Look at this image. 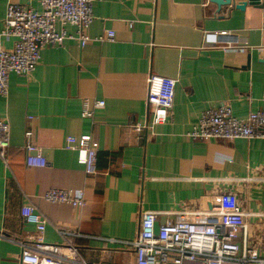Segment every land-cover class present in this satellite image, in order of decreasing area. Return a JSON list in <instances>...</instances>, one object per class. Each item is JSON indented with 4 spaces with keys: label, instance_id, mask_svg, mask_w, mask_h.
Segmentation results:
<instances>
[{
    "label": "crops",
    "instance_id": "obj_1",
    "mask_svg": "<svg viewBox=\"0 0 264 264\" xmlns=\"http://www.w3.org/2000/svg\"><path fill=\"white\" fill-rule=\"evenodd\" d=\"M10 4L41 9L32 0H0V32ZM262 4L218 13L210 0H94L87 45L69 39L47 47L33 75L10 74L9 94L0 96V119L11 130L8 164L0 158V233L7 238L0 239V264H19L38 236L21 216L24 206L47 220L46 244L76 247L88 264H136L131 243L143 213L157 214L158 228L226 193L236 194L249 214L242 251L264 258V139L188 137L201 115L223 102L241 119L264 112ZM108 31L113 41L104 39ZM206 31L232 33L235 48L204 47ZM1 44L11 49L14 40ZM150 74L178 80L174 106L166 123L138 132L135 126L151 117ZM86 100L105 106L85 119ZM28 131L48 162L44 168L26 166ZM84 135L100 146L92 175L66 148L68 137ZM51 189L82 191L86 204L49 203Z\"/></svg>",
    "mask_w": 264,
    "mask_h": 264
},
{
    "label": "built area",
    "instance_id": "obj_2",
    "mask_svg": "<svg viewBox=\"0 0 264 264\" xmlns=\"http://www.w3.org/2000/svg\"><path fill=\"white\" fill-rule=\"evenodd\" d=\"M94 0H32L40 6L35 10L30 4H10L6 10L0 32V96L9 94V76L30 77L40 64L42 51L47 47L59 48L69 39H75L84 47L91 38L87 30L92 25ZM209 1V0H207ZM242 1V0H241ZM239 0L230 6L240 4ZM67 26L78 29L76 35L67 32ZM115 33L108 31L105 40L113 41ZM232 33L204 32V47L223 46L224 50L235 48ZM1 39L14 40L11 49L1 44ZM178 80L150 74L147 80V103L151 117L135 130H153L166 123L174 106ZM105 106L104 101H84L82 118H93L94 109ZM10 125L0 119V158L8 164L10 149ZM33 132H26V166L44 168L48 162L41 148L32 142ZM196 141L238 139H264V112L256 111L245 119L234 116L229 103L205 111L198 125L188 134ZM66 148L78 153L79 163L87 175L95 174L99 143L91 136H70ZM49 203L68 204L81 208L86 204L82 191L51 189L45 195ZM21 216L27 224L36 228L38 236L34 243L24 247L18 257L19 264H88L80 258L73 246L46 244L43 234L47 220L33 206H24ZM247 214L239 206L236 194L226 193L211 198L206 209L180 211L172 221L157 228V214L143 213L139 234L131 243L136 264H264L256 250L241 246L236 240L237 232L247 234ZM65 235L67 232L60 230ZM0 239H7L0 233Z\"/></svg>",
    "mask_w": 264,
    "mask_h": 264
},
{
    "label": "water",
    "instance_id": "obj_3",
    "mask_svg": "<svg viewBox=\"0 0 264 264\" xmlns=\"http://www.w3.org/2000/svg\"><path fill=\"white\" fill-rule=\"evenodd\" d=\"M210 3L214 4L217 7L219 13L223 7L234 4L235 0H210ZM262 5V0H243L236 6V8L245 10L247 6L261 7Z\"/></svg>",
    "mask_w": 264,
    "mask_h": 264
},
{
    "label": "rangeland",
    "instance_id": "obj_4",
    "mask_svg": "<svg viewBox=\"0 0 264 264\" xmlns=\"http://www.w3.org/2000/svg\"><path fill=\"white\" fill-rule=\"evenodd\" d=\"M239 206L243 210V206H242V203L240 202V200H239ZM241 235H242L241 231L237 232V234H236V240H237V242H240L241 241L240 240L241 239Z\"/></svg>",
    "mask_w": 264,
    "mask_h": 264
}]
</instances>
